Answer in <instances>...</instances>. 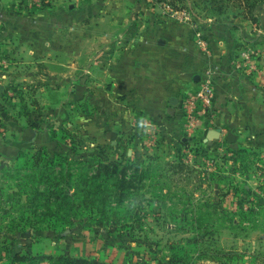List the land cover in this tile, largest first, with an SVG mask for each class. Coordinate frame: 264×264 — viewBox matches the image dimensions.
Listing matches in <instances>:
<instances>
[{"label":"rangeland","instance_id":"rangeland-1","mask_svg":"<svg viewBox=\"0 0 264 264\" xmlns=\"http://www.w3.org/2000/svg\"><path fill=\"white\" fill-rule=\"evenodd\" d=\"M258 2L261 18L229 1L219 11L210 0H147L132 16L131 0H0V264H26L15 259L17 251L35 258L68 252L114 264L154 261L167 252L171 241H192V229L178 233L175 225L192 224L199 218L221 230L213 233L211 258L196 253L197 260L264 264V137L259 127H242L233 133L226 124L218 126L210 113L213 104L192 119L191 110L200 109L190 96L180 126H169L164 120L176 117L168 110L176 104L167 101L162 115L146 112L136 104L143 98L131 93V26L147 25L160 16L186 23L191 41L211 55L213 46L202 20L248 25L253 38L264 32L260 26L264 0ZM102 9L124 17L100 19ZM250 38L239 43L230 59L239 73L233 62L240 50L255 49L248 45ZM259 49L264 53V48ZM209 68L216 69L209 63L201 76ZM210 126L221 131L212 142L207 139ZM49 136L53 145L47 152L57 165L54 176L69 170L92 172L83 169L79 160L90 162L100 155L110 162H153V157L164 162L182 160L186 168L171 177L166 175L172 171H163L161 178L168 183L147 181L141 192H149L148 199L134 220L124 208L118 209V215L111 218L122 223L123 235L118 239L103 228L95 231L92 225L96 223L87 225L79 219L65 231L16 234L20 212L15 213V220L7 216L12 201L6 200V194L23 181L16 178L17 168L21 174L26 172L22 160L34 152L44 154ZM210 172L218 173L215 179H210ZM62 188L67 190L63 177ZM131 202L135 201L129 199L127 204ZM242 205L254 212L242 217L236 213ZM139 219L144 230L131 235V222ZM232 219L236 224L245 221L232 225Z\"/></svg>","mask_w":264,"mask_h":264},{"label":"trees","instance_id":"trees-1","mask_svg":"<svg viewBox=\"0 0 264 264\" xmlns=\"http://www.w3.org/2000/svg\"><path fill=\"white\" fill-rule=\"evenodd\" d=\"M228 1L234 5L245 7L253 16L256 15L259 0H210L214 8L219 11L228 5ZM231 4H229L230 6ZM52 137L49 136L44 141V154L32 153L28 159H23L25 165V173L21 174L20 169H16L22 183H17L12 192L6 194V200L11 202V207L6 208L7 216L14 217L15 213L20 212L21 222L18 224L16 234H41L50 229V231H65L72 227L78 219L87 222V225H92L95 231H109V236L115 239L122 234V223L111 222V218L118 215V209L124 208L125 213L131 215L134 220L139 213L142 212L144 201L147 198V193L141 192L148 186L147 181H153L159 185L165 182L161 177H164L163 171L168 170L172 173L166 175L171 177L172 174L184 171L186 164L184 161L164 162L163 159L156 157L151 158V161L139 162L133 160L110 162L104 159L101 155L93 158L90 162L80 158L83 169H92V172L72 173L63 171L54 176L57 166L47 151L53 144ZM57 150V149H55ZM245 151V150H243ZM59 153L58 151H56ZM237 160L236 158L234 159ZM21 162V164H22ZM221 170L219 173L221 174ZM210 179H215L218 173H209ZM62 177L66 178L67 190L62 188ZM55 178H60L61 181ZM150 185V184H149ZM166 186L164 185L163 188ZM155 190V189H154ZM153 190V192H154ZM170 190V188H169ZM237 191L239 188L237 187ZM155 195L157 197L158 194ZM162 194L159 195V197ZM129 199L135 202L127 204ZM154 199V198H153ZM153 199H149L153 202ZM115 203V204H114ZM209 207V203H206ZM238 212V213H237ZM254 212V208H245L243 205L236 211L237 214L245 217L247 213ZM202 215V214H201ZM242 221H245L244 219ZM237 222L244 224V222ZM232 225L236 224L232 219ZM225 225L223 224L222 227ZM217 224H210L199 218L192 224L175 225L178 233H189L192 229L193 237L189 238L188 244L171 241L167 244L166 251L156 257L154 261L138 262L133 259L130 264H203L195 258L196 253H199L200 258L209 259L215 247L212 244L214 231H220L221 228ZM144 230L141 220L131 222V235ZM142 232V231H141ZM40 236V235H39ZM229 255V253H226ZM15 259L30 264H42L47 261L48 264H114L98 258H87L83 256H73L68 252L60 253L53 256L50 254H38L35 256H25L20 251L15 253ZM39 260V263L35 262Z\"/></svg>","mask_w":264,"mask_h":264},{"label":"crops","instance_id":"crops-1","mask_svg":"<svg viewBox=\"0 0 264 264\" xmlns=\"http://www.w3.org/2000/svg\"><path fill=\"white\" fill-rule=\"evenodd\" d=\"M142 1L147 0H131L132 16L138 12ZM107 9L100 11V19L103 16L124 17ZM108 12L113 14L110 16ZM257 17L261 18L258 12ZM263 18L260 20L261 29L264 28ZM154 21L158 23L154 24ZM202 21L204 32L213 46L211 55L191 41V28L186 23L160 16L153 17L147 25L131 26V93L143 98L136 104L146 112L162 115L167 101L176 98V106L168 109L177 113L176 117L164 120V123L179 127L185 113L186 98L197 89L203 70L210 63L219 71L215 77L216 95L210 110L218 126L226 124L224 127H229L233 133L242 127L251 130L259 127L261 137H264V58L261 59L262 71L256 77L233 70L230 60L239 43L249 40L247 29L250 27L226 20ZM248 45L264 48V32L250 38ZM197 76L199 80H196ZM214 128L210 126L207 132Z\"/></svg>","mask_w":264,"mask_h":264},{"label":"built area","instance_id":"built-area-1","mask_svg":"<svg viewBox=\"0 0 264 264\" xmlns=\"http://www.w3.org/2000/svg\"><path fill=\"white\" fill-rule=\"evenodd\" d=\"M201 33H198L200 35ZM199 43L204 46L205 42L199 39ZM264 57V53L259 48H245L238 52L236 59L233 62L235 69L246 75L260 74L261 69V59ZM216 69L209 68L206 70L205 74L202 76L200 81V86L197 88L190 96V101L192 104H197V108L191 110L190 116L193 119V115H198L200 112H205L208 107L213 104L215 99V77Z\"/></svg>","mask_w":264,"mask_h":264},{"label":"water","instance_id":"water-1","mask_svg":"<svg viewBox=\"0 0 264 264\" xmlns=\"http://www.w3.org/2000/svg\"><path fill=\"white\" fill-rule=\"evenodd\" d=\"M196 80H199V76L196 77ZM176 102H177L176 98L171 99V104H176ZM170 111H172V109H170ZM220 136H221V131L219 129H211L207 133V139L210 142H212L213 139L215 138H220Z\"/></svg>","mask_w":264,"mask_h":264}]
</instances>
